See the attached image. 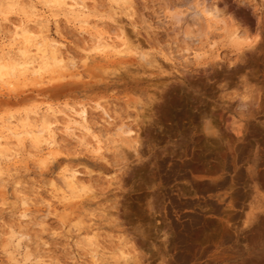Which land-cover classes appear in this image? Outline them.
<instances>
[{
	"label": "rangeland",
	"instance_id": "1",
	"mask_svg": "<svg viewBox=\"0 0 264 264\" xmlns=\"http://www.w3.org/2000/svg\"><path fill=\"white\" fill-rule=\"evenodd\" d=\"M35 2L48 18L36 37L62 39L76 68H9L0 78V134L50 107L86 105L104 150L93 138L82 143L79 116L74 134L61 120L51 156L29 135L13 139L0 164V264H264V0H134L133 11L122 0H88L87 29L38 0L1 1L0 54L8 44L15 56L23 48L4 18L23 27ZM204 6L219 19L208 22ZM104 27L130 49L89 47ZM120 126L133 128L135 142ZM68 163L87 185L70 205L50 189L52 180L63 188ZM22 196L52 205L36 201L23 217Z\"/></svg>",
	"mask_w": 264,
	"mask_h": 264
},
{
	"label": "bare ground",
	"instance_id": "2",
	"mask_svg": "<svg viewBox=\"0 0 264 264\" xmlns=\"http://www.w3.org/2000/svg\"><path fill=\"white\" fill-rule=\"evenodd\" d=\"M1 1L2 3H6V4H16V3H21L24 0H1ZM38 1L42 2L45 8L52 9L54 7H58L61 10L68 12L69 14H75L76 21L80 25H82V27H84L85 29L90 27L92 24L91 23L92 21L88 13L90 12V9L93 10V8H90L88 0H38ZM115 1H118V0H115ZM132 1L134 0H122V2L129 4L130 6L129 9L132 8V5H134L132 4ZM2 3H0V5ZM32 7L35 9V16L31 17L30 15H25L24 16L25 18L23 20L24 21L23 27L14 25L8 16L4 18L5 19L4 27L6 28L9 27L8 28L9 31L8 30L7 31L12 32L15 35V38L19 36L23 40L22 41L23 48H19L18 54H16L17 56L11 54L10 49H13V45L11 44H8L7 46H5V48L2 49V51H5V49H9V51L6 52L5 54H0V61H5L4 64L0 63V78H2L8 73L9 68L10 69L12 68L11 70L14 71L17 68V66H23L25 70L31 69L33 74H39L42 71H46L47 69H50V68L56 69L63 73L67 71H74V69L76 68V63L72 61L71 59H69L67 57V54H65V51L63 50L65 48V44L61 41L62 39L60 40L58 38L59 39L58 40L54 38V39L47 40L48 36H50L49 34H46L47 32L45 33L46 35H44V38H42L41 40L36 37L37 31L43 32V27H44L43 25H45L43 23L44 21L48 20V18L43 14V12L39 11L38 5L36 2L32 5ZM203 13L206 15L208 22L217 21L219 19V11L217 10V8H208L204 6ZM8 24H13L14 27H10ZM97 25L98 24H96L94 28H96ZM56 27H57V30L60 29V23L58 20H56ZM103 29L104 31H98V34L95 39L96 41L93 42L91 45H89V47H91L92 49L98 50V51H110L111 50L115 55H123L126 51L130 49V47L127 46L128 44L125 42L124 39L122 40L118 38L120 40L116 41L117 38L115 40V38H113L110 31L105 30V27ZM94 31L96 32V29ZM230 35L233 37L236 43H239L241 39V35L237 28L234 30H231ZM137 54L146 63L148 64L150 63V59H148L147 53L137 52ZM97 105L98 107H102V105L99 102L97 103ZM76 116H79L83 121V123L81 124V128H82L81 134L82 135L84 134L85 138H82V143L85 145H89V141H91L90 139L93 138L91 142H94L95 144H97V151L99 153H102V151L104 150L103 141L99 136L100 133L99 135H95L93 133V129L91 128L89 124L88 109L86 105H81L79 107V110H78V107H75L73 105H68L64 109H57V108L50 107L43 114H40L37 112L35 113L34 116L27 115L24 119V122L15 124L13 126L10 124H7L5 128L8 134H4V133L0 134V164L3 158L10 156L11 151H12L11 145L14 142L13 139L21 143L25 135L26 136L29 135L32 137L34 146L38 152L44 149H48L49 150L48 156L53 155V151L58 149V147L60 146L59 144L60 139H59L58 131L60 130V126L62 125L61 120L65 119L68 122L66 128L68 131L74 134V132L78 130V123L77 121H75ZM125 128H126L125 126L118 127L121 134L126 135L127 139L135 142V139H134L135 137L133 138L135 131L133 130V128L132 129L131 127H127V129ZM49 160L50 158L47 157L46 159L43 160L42 164H47ZM3 174L4 173L2 172V169L0 168V176ZM81 175H82V172L78 168H76V166L74 167V165H70L68 163L60 175V177L62 178L61 180L62 182H60V184L63 185V188L62 186L59 185V182L57 180H52L50 183V187H51L50 189L54 193L61 190L62 193L65 195V198H64L65 201H67L68 204L70 205L72 204L70 202V199L76 198V197H83L87 193L86 192L87 185L84 179L80 178ZM18 185H19V182H18ZM38 189L40 191V188ZM18 193L19 192H17V194ZM20 201H21V205L23 209V215H22L23 217L28 216V213H30V209L34 205L38 204V202L40 203L39 205H44L47 208L51 207L52 205L50 201H44L42 197H37L36 201L38 202H36L32 198L22 196L20 197ZM74 204L75 203H73V205ZM89 237H91V239L90 240L88 239L89 243H86V244H89L88 246L95 245L94 235H91V236L89 235ZM92 249L94 248L92 247ZM129 250L122 246L118 248V252H120L119 254L121 258L123 259L121 261L123 262L124 261L127 262L128 260L130 261L129 255H131V252ZM93 257H94V261L99 260L96 257V255H94Z\"/></svg>",
	"mask_w": 264,
	"mask_h": 264
},
{
	"label": "water",
	"instance_id": "3",
	"mask_svg": "<svg viewBox=\"0 0 264 264\" xmlns=\"http://www.w3.org/2000/svg\"><path fill=\"white\" fill-rule=\"evenodd\" d=\"M206 185L208 184V183H205Z\"/></svg>",
	"mask_w": 264,
	"mask_h": 264
}]
</instances>
